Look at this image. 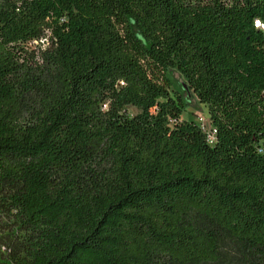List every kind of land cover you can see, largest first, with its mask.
<instances>
[{
    "label": "trees",
    "instance_id": "1",
    "mask_svg": "<svg viewBox=\"0 0 264 264\" xmlns=\"http://www.w3.org/2000/svg\"><path fill=\"white\" fill-rule=\"evenodd\" d=\"M256 18L264 0H0V264H264Z\"/></svg>",
    "mask_w": 264,
    "mask_h": 264
},
{
    "label": "rangeland",
    "instance_id": "2",
    "mask_svg": "<svg viewBox=\"0 0 264 264\" xmlns=\"http://www.w3.org/2000/svg\"><path fill=\"white\" fill-rule=\"evenodd\" d=\"M168 74L171 77L173 87L179 91H183V84H186V80L182 77V75L176 69H170ZM187 93L189 96V104L183 111L182 117L193 118L203 124L205 127H209V118L206 105L201 103L191 90ZM129 109L133 110L134 108L130 106Z\"/></svg>",
    "mask_w": 264,
    "mask_h": 264
},
{
    "label": "built area",
    "instance_id": "3",
    "mask_svg": "<svg viewBox=\"0 0 264 264\" xmlns=\"http://www.w3.org/2000/svg\"><path fill=\"white\" fill-rule=\"evenodd\" d=\"M254 24H255V26H257V27H259V28H261V29H264V23H263L260 19L256 18V19L254 20ZM214 132H215V129H210L209 132H208V139H209L210 141L213 140Z\"/></svg>",
    "mask_w": 264,
    "mask_h": 264
},
{
    "label": "water",
    "instance_id": "4",
    "mask_svg": "<svg viewBox=\"0 0 264 264\" xmlns=\"http://www.w3.org/2000/svg\"><path fill=\"white\" fill-rule=\"evenodd\" d=\"M183 86H184V87H187V85H186L185 83L183 84Z\"/></svg>",
    "mask_w": 264,
    "mask_h": 264
}]
</instances>
